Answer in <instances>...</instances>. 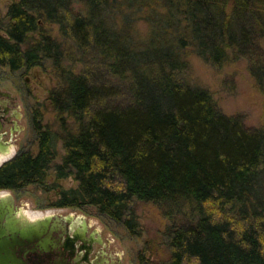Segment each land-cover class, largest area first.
I'll return each mask as SVG.
<instances>
[{
    "label": "trees",
    "instance_id": "1",
    "mask_svg": "<svg viewBox=\"0 0 264 264\" xmlns=\"http://www.w3.org/2000/svg\"><path fill=\"white\" fill-rule=\"evenodd\" d=\"M7 18L0 66L53 65L59 126L34 118L37 152L0 166V191L39 185L50 207L94 206L131 236L134 202L159 205L169 258L144 264H264V131L220 112L184 59L245 61L264 96V0H15Z\"/></svg>",
    "mask_w": 264,
    "mask_h": 264
},
{
    "label": "rangeland",
    "instance_id": "2",
    "mask_svg": "<svg viewBox=\"0 0 264 264\" xmlns=\"http://www.w3.org/2000/svg\"><path fill=\"white\" fill-rule=\"evenodd\" d=\"M14 1L0 0V28L8 22L7 10ZM78 6L77 4L76 7ZM52 29L56 35V29L53 27ZM135 30L140 35L147 31L145 24L141 21L136 24ZM65 46L68 49L70 44L66 42ZM262 47L264 48V42ZM71 51L75 53L73 48ZM184 59L187 64L185 76L190 85L207 90L215 106L223 114L239 116L246 128L264 131V96L250 75L245 61H233L222 68H216L205 63L189 50L185 52ZM75 65L78 70L81 68L78 63ZM57 86L58 81L50 62L45 61L42 66L17 72L0 66V90L16 97L22 113L20 124L23 129L18 134L15 145L11 147L14 155L24 151L33 154L37 152L38 136L34 130V118L39 121L38 116L41 115L43 125H49L53 130L58 128L59 117L47 102L49 92ZM63 154L62 146L58 144L55 164L61 163ZM54 177V170H48L46 177L48 185L53 182ZM59 185L70 188L77 186V183L72 178H68L60 181ZM6 192H10L17 206L20 205V209L27 211L28 214L85 211L86 215L101 228L103 236L108 237L114 246L122 251L124 264H144L146 260L157 263L169 258L166 228L170 220L165 216L163 208L157 204L134 202L132 208L140 225V235L131 236L121 223L100 214L94 206L53 209L50 207L53 195L51 192H45L39 185H28L20 190H1L0 194H6Z\"/></svg>",
    "mask_w": 264,
    "mask_h": 264
},
{
    "label": "flooded vegetation",
    "instance_id": "3",
    "mask_svg": "<svg viewBox=\"0 0 264 264\" xmlns=\"http://www.w3.org/2000/svg\"><path fill=\"white\" fill-rule=\"evenodd\" d=\"M21 119L22 113L16 97L0 90V141L6 147L0 151V159L6 156L4 159L9 160L15 156L11 147L23 129ZM6 194L13 197L10 192ZM15 205L20 209V205ZM29 215L36 222L50 219L43 235L48 243L40 247L35 241L18 248L17 256L22 264H124L122 251L108 237L103 236L101 228L85 211L34 212Z\"/></svg>",
    "mask_w": 264,
    "mask_h": 264
},
{
    "label": "water",
    "instance_id": "4",
    "mask_svg": "<svg viewBox=\"0 0 264 264\" xmlns=\"http://www.w3.org/2000/svg\"><path fill=\"white\" fill-rule=\"evenodd\" d=\"M5 149L0 141V151ZM6 161H0V166ZM49 222V218L33 221L26 211L16 207L11 195L0 194V264H22L17 251L27 244L37 241L40 247L47 245L48 241L43 235Z\"/></svg>",
    "mask_w": 264,
    "mask_h": 264
},
{
    "label": "bare ground",
    "instance_id": "5",
    "mask_svg": "<svg viewBox=\"0 0 264 264\" xmlns=\"http://www.w3.org/2000/svg\"><path fill=\"white\" fill-rule=\"evenodd\" d=\"M17 74V73H16ZM21 75V74H20ZM6 158V156H4L2 159ZM2 159H0V161H2Z\"/></svg>",
    "mask_w": 264,
    "mask_h": 264
}]
</instances>
